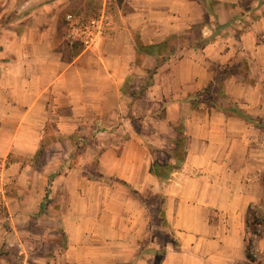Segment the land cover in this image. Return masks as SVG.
<instances>
[{
    "label": "crops",
    "instance_id": "obj_1",
    "mask_svg": "<svg viewBox=\"0 0 264 264\" xmlns=\"http://www.w3.org/2000/svg\"><path fill=\"white\" fill-rule=\"evenodd\" d=\"M26 2L23 13L0 0V191L14 190L13 221L41 213L59 227L61 264H264V236L263 253L247 256L264 128L246 120L264 122V0H122L88 23L83 0ZM170 39L174 53L135 101L131 78L143 83L158 59L139 65L137 41ZM220 76L217 106L193 109ZM158 107L168 127L150 124ZM176 123L186 157L161 179L153 152L175 163L165 150ZM80 146L83 165L71 167Z\"/></svg>",
    "mask_w": 264,
    "mask_h": 264
},
{
    "label": "rangeland",
    "instance_id": "obj_2",
    "mask_svg": "<svg viewBox=\"0 0 264 264\" xmlns=\"http://www.w3.org/2000/svg\"><path fill=\"white\" fill-rule=\"evenodd\" d=\"M26 1L27 0H20V7H21L20 11H22L23 13L26 12L25 10L27 9V6H28ZM83 1L87 3L84 10L86 11V14L88 15V17L85 19V22L88 23L91 21L89 17H95V16L99 17V15H101L100 10H106V11H108L109 9L114 10L117 4L121 3L122 0H83ZM74 10H76V8H74ZM15 12H17V10H15ZM6 21L7 20H5V22ZM170 44L172 45V43ZM142 57L138 58L139 65H142V61H141ZM159 60H162V58H160ZM157 63H158V59H157ZM157 63H153L152 67L145 68V70H147L148 79L144 80L143 83H140L139 78H137L136 80L134 79V76L136 75H134L131 78L132 82L134 83V87L129 84L128 85L129 88L126 92H128L129 94H132L130 92H132L131 88H133L134 91L132 95L135 101H138L140 97H141L140 99L143 98L144 94L142 95L141 92L146 87V84L149 83V80H150L149 76L151 72L155 69V67L157 66ZM138 79H139V82H138ZM217 79H218L217 82L212 84L213 87L211 88V92L217 91L219 80L223 78L220 76ZM148 90H146V93ZM212 95L213 93L205 96V99L209 101L212 99L213 101H216L217 103H219L220 102L219 98L218 99L213 98ZM158 109L159 111H158L157 116H154V114H150V117H149L150 124L153 125V123H160V124H163V127H168L167 125H164V123H161L163 122L162 118L165 116V111L159 107ZM151 110H154L153 107L149 108V111ZM133 121L136 124L137 121L135 120ZM182 124L183 123H179L178 125H176V129H178L179 127L182 128ZM176 136H177V139H179L180 136L178 132ZM177 139L175 140V142L177 141ZM48 141L50 142V139H48ZM85 147L86 146H80V147H77L74 150V152L72 151L73 153L71 154L70 161H69L71 167H79V166L81 167L83 165L82 155L84 154V151H86ZM105 149L106 147L102 146L99 149L100 154H102V152L105 151ZM165 151L171 152L172 150L170 149V150H165ZM50 153L51 151L49 150V147L47 148V146H44V148H42V151H40V153L38 154V160L36 163L38 167H41L42 165L45 164L48 158V155ZM94 154L96 155L97 152L95 151ZM153 154L156 158L163 157L162 150L156 149L153 152ZM97 162H98V156L94 158L95 165L94 164H90L88 166L86 165L84 170L85 171L87 170L95 171ZM0 194H1L0 195V240L1 242L3 238L5 240L4 247L0 246V254H1L0 264H61L60 263L61 260L59 259L60 261H58V255L59 253H61L64 247L63 237L60 234L62 230L57 226L48 224L45 217L41 213L31 216L30 219L21 218V219H17V221H13L14 219L12 218L11 215H14L16 212L15 202L13 201L14 190L10 187L8 192L0 191ZM257 210L258 212L261 211L264 213L263 209L261 210L258 208ZM250 220H252V217H250ZM257 229L260 231H263L264 226L258 225ZM248 233L249 234H248L247 239H254V245H253L254 246L253 247L254 256L258 254L259 252L257 250L258 247L260 248L259 254H262L263 253L262 244L260 246H257L255 242L257 243L259 239H261L264 236V234L259 239H257L253 235L251 230L248 231ZM13 235L15 236L19 235L21 237L22 239L21 247H18L19 246L18 243H15L16 245L14 246L8 245L7 240H11L10 238ZM8 236H9V239H7ZM20 252H24V253L20 254ZM262 259H264V253L262 254Z\"/></svg>",
    "mask_w": 264,
    "mask_h": 264
},
{
    "label": "trees",
    "instance_id": "obj_3",
    "mask_svg": "<svg viewBox=\"0 0 264 264\" xmlns=\"http://www.w3.org/2000/svg\"><path fill=\"white\" fill-rule=\"evenodd\" d=\"M170 43H172L171 39L165 41L164 43L156 44V45H146L142 43L140 40L137 41L138 53L140 57L143 55H151V56L158 58L157 66L151 72L149 76L150 77L149 83L146 84V87L141 92L142 95L145 94L146 90H148L152 86L153 76L157 74L159 68L164 63H166L169 57L172 55V53H174L175 48ZM160 58H162V60H159ZM230 73L231 72H229V75ZM222 74H223L222 76H228V74L224 72ZM212 87L213 85H209L208 87L204 88L202 91H200L198 94H196L195 96H193L192 98L188 100V102L191 104L193 109L198 110L202 104H205L209 107L217 106L216 101H213L212 99L210 101L206 100L205 96L213 93L212 95L213 98L220 99V97L223 96L224 78L219 80L217 91L211 92ZM132 94L131 96L133 97ZM235 112L236 114L245 118V116L241 113H238L237 110ZM246 120L255 124L257 127L264 128V122L257 123L248 118H246ZM176 130L180 137L175 142L174 148L172 149V151L166 152L169 155V157L175 161V163L167 162L163 158H157V161L155 162L154 167L152 169V172L154 173V175H156L157 177L161 179H167L172 172H174L177 169H180L186 157L187 138L185 137L183 129L181 127H179ZM258 208L261 210L263 209L264 211V201L259 206H257V208L250 209V217H252V220H250L251 225H249V228H248V231L251 230L253 235L257 239H259L264 234V229L263 231H260L257 229L258 225L264 226V213L261 211L258 212L257 210ZM253 245H254V239H247V256L251 261L256 260L254 253H253V247H254Z\"/></svg>",
    "mask_w": 264,
    "mask_h": 264
}]
</instances>
